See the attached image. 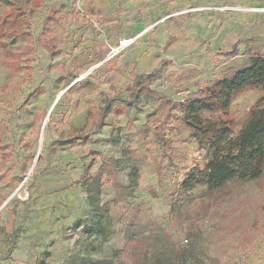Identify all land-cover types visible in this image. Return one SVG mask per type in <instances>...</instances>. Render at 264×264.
Segmentation results:
<instances>
[{"label": "rangeland", "instance_id": "obj_1", "mask_svg": "<svg viewBox=\"0 0 264 264\" xmlns=\"http://www.w3.org/2000/svg\"><path fill=\"white\" fill-rule=\"evenodd\" d=\"M10 1L0 0V264H264V175L224 197L184 191L213 139L184 127L176 106L264 56V0H20V13ZM261 94L234 96L231 136ZM109 159L115 179L103 172L94 202Z\"/></svg>", "mask_w": 264, "mask_h": 264}, {"label": "trees", "instance_id": "obj_2", "mask_svg": "<svg viewBox=\"0 0 264 264\" xmlns=\"http://www.w3.org/2000/svg\"><path fill=\"white\" fill-rule=\"evenodd\" d=\"M15 9L25 12L26 5L20 0H11ZM11 4V3H10ZM3 19L4 22L7 17ZM19 22V19L15 20ZM16 25L14 29L16 30ZM13 30V29H12ZM50 24L44 30L46 41L55 47L54 38L51 36ZM53 54H58L54 50ZM239 52L234 50L227 56L234 58ZM134 89L130 102L136 103L143 93L145 85L140 81V76L134 78ZM247 88H255L262 91L261 96L249 110V114L235 136H231L236 126L232 114L231 105L234 96ZM5 89L0 90V112L2 111L1 97ZM36 98L31 94L25 98L29 103ZM181 115L180 122L184 127L191 129L198 136L213 139V154L211 160L198 173L189 175L181 184L184 191L190 190L198 184H203L210 191L220 192L219 196L226 194L223 190L230 183H245L255 181L264 175V56H253L251 62L242 68L230 69L223 76L209 80L191 98L183 103H177ZM108 110L103 109L97 114L100 120L107 116ZM217 115V116H216ZM98 119V120H99ZM96 123L89 120L78 131L91 130ZM6 128L0 120V151H5L6 145L2 136ZM75 142H77L75 140ZM57 147H51L54 153ZM117 160L109 159L96 173L90 188V199L94 202L100 200L103 181L101 176L106 172L110 178L115 179L114 164ZM105 169V171H103ZM100 264H121L114 260H102Z\"/></svg>", "mask_w": 264, "mask_h": 264}, {"label": "built area", "instance_id": "obj_3", "mask_svg": "<svg viewBox=\"0 0 264 264\" xmlns=\"http://www.w3.org/2000/svg\"><path fill=\"white\" fill-rule=\"evenodd\" d=\"M131 42H133V39L132 38L122 39V40H120V42L117 45V47H113L112 48V51H115L118 48L123 49V48L129 46V44H131ZM179 100H180L181 103H183L185 101V98L184 97H179Z\"/></svg>", "mask_w": 264, "mask_h": 264}, {"label": "water", "instance_id": "obj_4", "mask_svg": "<svg viewBox=\"0 0 264 264\" xmlns=\"http://www.w3.org/2000/svg\"><path fill=\"white\" fill-rule=\"evenodd\" d=\"M65 90H66V89H65ZM65 90H63V91L59 94L58 97H60V96L64 93ZM49 114H50V111L47 113V117H46V119L48 118ZM38 155H39V153H38Z\"/></svg>", "mask_w": 264, "mask_h": 264}]
</instances>
